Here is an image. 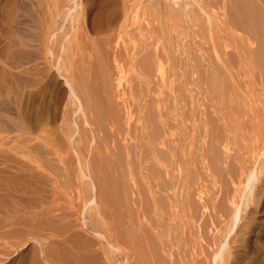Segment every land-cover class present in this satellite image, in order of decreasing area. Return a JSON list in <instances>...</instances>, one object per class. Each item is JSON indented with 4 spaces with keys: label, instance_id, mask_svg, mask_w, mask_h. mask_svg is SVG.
<instances>
[{
    "label": "bare ground",
    "instance_id": "obj_1",
    "mask_svg": "<svg viewBox=\"0 0 264 264\" xmlns=\"http://www.w3.org/2000/svg\"><path fill=\"white\" fill-rule=\"evenodd\" d=\"M80 3L0 4L19 94L64 88L54 129L0 125V263L30 243L23 264H236L264 190V0H120L93 33Z\"/></svg>",
    "mask_w": 264,
    "mask_h": 264
},
{
    "label": "rangeland",
    "instance_id": "obj_2",
    "mask_svg": "<svg viewBox=\"0 0 264 264\" xmlns=\"http://www.w3.org/2000/svg\"><path fill=\"white\" fill-rule=\"evenodd\" d=\"M9 1L10 0H0V4L6 6V3ZM80 1L82 3H80L81 11L83 14L87 15L88 28L92 33L94 31L105 30L107 27L106 16L108 12L110 10H115L116 7L120 5V0H79V2ZM16 10L19 11V8L16 7ZM0 19L4 21L2 22V20H0V105L2 104L3 108L5 107L3 109L2 105L0 106V125L2 127L3 121L6 119L10 120L11 118H13L11 120L15 123L20 122L22 119L21 117L25 115L33 130L36 127H38V129L52 128L49 125L51 123H53V125H51L54 129V127H56L55 125L58 123V112L64 95V88L60 81L52 79L51 76H47L43 78L37 86L29 88L24 96L19 94V84H17V79L19 83V75L18 68H16L18 54L14 52L13 55H10V49L15 48L14 41L16 40L17 30L13 25L5 23L2 15ZM7 99L9 100L7 101ZM9 101L14 104L9 103ZM44 124L48 126L45 127ZM9 130L11 131L9 126H4V131L10 133ZM13 134L14 132L9 135ZM260 195H257L256 205H254V208L256 207L254 212L257 210L256 213L258 214L255 213V215L253 212L252 217L254 218L251 217L250 219V222L253 223L251 224L249 222L247 225L249 229L246 228V236L243 237V244H241L243 247H241L240 255L237 257V261L239 260V262L237 263V261H235L236 264H264V190H262V192L260 191ZM28 197L32 198L33 194H25L24 198L27 199ZM256 224L258 226H256ZM254 231L256 233H254ZM29 245L31 246L30 243L24 244L19 250L5 257V260L3 259L0 264H23L30 253Z\"/></svg>",
    "mask_w": 264,
    "mask_h": 264
}]
</instances>
